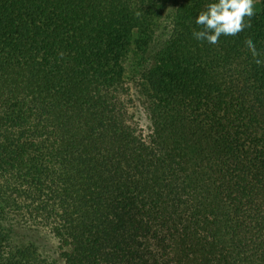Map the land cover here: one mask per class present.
Instances as JSON below:
<instances>
[{
	"label": "trees",
	"instance_id": "obj_1",
	"mask_svg": "<svg viewBox=\"0 0 264 264\" xmlns=\"http://www.w3.org/2000/svg\"><path fill=\"white\" fill-rule=\"evenodd\" d=\"M209 2L0 0V264H264V0Z\"/></svg>",
	"mask_w": 264,
	"mask_h": 264
},
{
	"label": "clouds",
	"instance_id": "obj_2",
	"mask_svg": "<svg viewBox=\"0 0 264 264\" xmlns=\"http://www.w3.org/2000/svg\"><path fill=\"white\" fill-rule=\"evenodd\" d=\"M260 2L261 0H210L196 17L195 22L201 26V30H194L193 36L212 45L219 44L221 36H237L251 26V19L257 15V4ZM245 45L254 62L264 65V59H260L264 53L258 51L250 37L245 40Z\"/></svg>",
	"mask_w": 264,
	"mask_h": 264
}]
</instances>
